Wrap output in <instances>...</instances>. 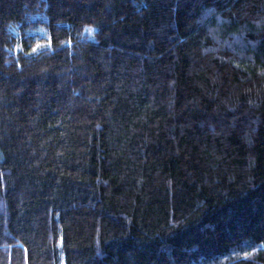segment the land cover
Instances as JSON below:
<instances>
[{"label":"trees","instance_id":"16d2710c","mask_svg":"<svg viewBox=\"0 0 264 264\" xmlns=\"http://www.w3.org/2000/svg\"><path fill=\"white\" fill-rule=\"evenodd\" d=\"M0 264H264V0H0Z\"/></svg>","mask_w":264,"mask_h":264}]
</instances>
